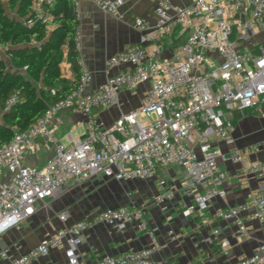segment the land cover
<instances>
[{
  "label": "built area",
  "instance_id": "obj_1",
  "mask_svg": "<svg viewBox=\"0 0 264 264\" xmlns=\"http://www.w3.org/2000/svg\"><path fill=\"white\" fill-rule=\"evenodd\" d=\"M90 1L109 15H116L124 4L123 0ZM73 2L78 15V3ZM152 2L157 21L141 38L142 43L153 45L152 52L132 45L108 57V77L93 87V75L79 54L78 28L77 87L26 129L12 128L13 139L0 147V235L32 216L38 201L54 196L70 182L83 184L95 175L120 182L148 180L172 167L183 169L185 178L180 187L194 195V207L203 215L213 201L226 198L228 175L219 165V160L226 159L242 165V179L251 176L260 185L246 205L220 209L217 218L234 222L239 243L249 239L248 222L258 221L264 226V162L249 158L252 150H258L257 145L251 150L235 148L228 154L215 146L220 142L235 144L237 118H245L250 112L264 117V41L243 46L258 31H264V0H194L189 6L179 5L177 0ZM52 3L32 2L33 18L46 27L52 21L46 7ZM134 25L138 30L146 29L142 18L135 19ZM177 29L189 30L185 42L170 58H157L164 51L163 38ZM114 69L117 71L112 73ZM144 84L149 87L137 108L122 111L109 125L97 118V111L120 109L122 92L135 91ZM51 92L55 94V90ZM18 100L13 95L6 110ZM65 109L80 112L87 119L84 136L76 139L69 132L68 144L57 139L58 127L53 123ZM42 149L51 155L41 166L25 163L27 156ZM160 184L163 190L141 206L106 208L88 220L70 224L69 211L62 210L58 219L63 226L10 264H31L52 250H63L66 264H81L83 232L95 223L118 230L132 225L151 238L148 247L105 254L96 264H159L153 258L157 239L148 208L165 205L177 190L165 180ZM248 208L252 212L244 218L242 211ZM167 236L172 242L181 238L173 229ZM222 246L229 244L223 241ZM9 252L0 248V260L7 259ZM237 264H264V240L259 251Z\"/></svg>",
  "mask_w": 264,
  "mask_h": 264
},
{
  "label": "crops",
  "instance_id": "obj_2",
  "mask_svg": "<svg viewBox=\"0 0 264 264\" xmlns=\"http://www.w3.org/2000/svg\"><path fill=\"white\" fill-rule=\"evenodd\" d=\"M8 10V0H2ZM80 20L79 33L81 37L80 56L85 61L93 75V87L103 83L108 74L105 61L132 45H142L151 52L153 45L141 41L143 35L154 27L157 17L152 0H123L124 4L116 15L102 12L90 0H76ZM194 0H177L182 6H189ZM15 17V14L9 13ZM137 18L145 20L146 29L138 30L134 21ZM50 23L47 29L51 31ZM189 30L177 29L173 34L163 38L164 51L157 58H170L173 51L182 45ZM264 41V31H258L249 42L243 46L252 47ZM7 47L0 45V58L5 61L7 68L17 70L10 63ZM64 77L74 79L71 64L66 58L61 63ZM114 69L112 73L116 72ZM149 84L140 86L137 90L121 93V106L110 110L97 111V118L104 124H111L119 114L137 108ZM264 117L250 112L245 118H237L234 127V145L216 143L224 153L235 148H249L257 145V151H251V161L264 162ZM86 117L71 109L60 111L54 118L57 125L56 137L68 144L67 134L72 132L76 139L85 133ZM51 155V151H41L27 156L25 163L41 166ZM220 167L226 171L228 178L224 184L227 192L224 200L213 201L209 208L200 215L194 207V195L185 192L180 182L185 178L182 168L172 167L158 171L155 177L148 180H137L134 191L126 188V181H115L101 175H95L83 184L70 182L54 196L38 201L35 213L17 227H13L0 235V248L10 249L9 257L1 259L0 264H10L15 258L36 247L40 241L53 235L63 226L58 219L62 210L70 213L69 224L88 220L106 208H116L123 205L141 206L143 202L161 192L160 181L165 180L169 185H176L173 198L165 205H152L148 208L150 225L155 231L157 248L153 258L159 264H237L242 259L260 250L264 240V226L258 221L248 222L249 239L244 243L236 240V225L231 220L219 219L216 212L228 207H242L249 201L250 194L256 190L260 182L248 176L242 179V165L230 160H219ZM134 181V180H133ZM129 182V181H128ZM194 207V208H192ZM191 209L190 213H186ZM251 209L242 211L247 218ZM173 229L181 234L178 241H170L167 231ZM215 230L219 233L215 234ZM227 241L229 246L223 247ZM151 245V238L146 233H140L132 225L123 230L106 223H95L83 232V240L79 247L82 255L81 264H96L105 255H117L131 249H140ZM31 264H66L63 250H52L48 256L42 257Z\"/></svg>",
  "mask_w": 264,
  "mask_h": 264
},
{
  "label": "trees",
  "instance_id": "obj_3",
  "mask_svg": "<svg viewBox=\"0 0 264 264\" xmlns=\"http://www.w3.org/2000/svg\"><path fill=\"white\" fill-rule=\"evenodd\" d=\"M33 1L8 0L7 10L0 0V45L8 48L10 63L17 70H9L0 58V147L13 139L12 128L26 129L78 85L75 37L80 20L73 0H53L47 5L54 26L51 31L33 18ZM64 58L76 74L74 79L62 74ZM13 95L19 100L6 110Z\"/></svg>",
  "mask_w": 264,
  "mask_h": 264
},
{
  "label": "rangeland",
  "instance_id": "obj_4",
  "mask_svg": "<svg viewBox=\"0 0 264 264\" xmlns=\"http://www.w3.org/2000/svg\"><path fill=\"white\" fill-rule=\"evenodd\" d=\"M263 120H261V122H263ZM138 185V181L134 180V181H127V183L125 184L126 188L129 189L130 191H134L136 186Z\"/></svg>",
  "mask_w": 264,
  "mask_h": 264
}]
</instances>
